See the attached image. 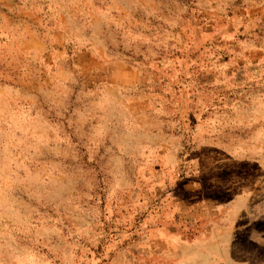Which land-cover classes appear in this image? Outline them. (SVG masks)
<instances>
[{"label":"rangeland","instance_id":"obj_1","mask_svg":"<svg viewBox=\"0 0 264 264\" xmlns=\"http://www.w3.org/2000/svg\"><path fill=\"white\" fill-rule=\"evenodd\" d=\"M0 264H264V0H0Z\"/></svg>","mask_w":264,"mask_h":264}]
</instances>
